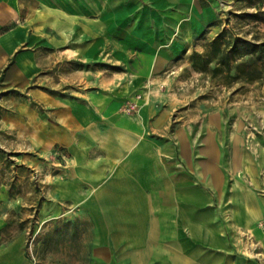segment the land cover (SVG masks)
<instances>
[{
	"label": "crops",
	"instance_id": "crops-1",
	"mask_svg": "<svg viewBox=\"0 0 264 264\" xmlns=\"http://www.w3.org/2000/svg\"><path fill=\"white\" fill-rule=\"evenodd\" d=\"M214 1L107 0L90 45L121 70L44 79L48 89L0 14V77L27 94L0 122L32 151L29 163L53 155L44 218L73 222L91 264H264V149H244L225 118L178 114L158 96L162 74L216 27ZM135 94L137 110L125 112ZM0 264H30L20 239L0 245Z\"/></svg>",
	"mask_w": 264,
	"mask_h": 264
},
{
	"label": "rangeland",
	"instance_id": "rangeland-1",
	"mask_svg": "<svg viewBox=\"0 0 264 264\" xmlns=\"http://www.w3.org/2000/svg\"><path fill=\"white\" fill-rule=\"evenodd\" d=\"M2 1V20L9 21L1 30L10 25L18 26L23 37L19 56L34 54L39 71L34 79L39 87L48 89L43 84L44 79L59 82L60 76L75 71L92 76L94 72L121 70V63L94 60V45H90L94 44V17L106 15L98 13L97 8L107 0ZM228 1L230 4L226 7L224 0L214 1L220 12L216 27L198 38L188 57L172 64L168 72L162 74L167 81L160 84L158 96L178 102V114L185 110L194 115L210 113L212 117L225 118L227 133L238 134L243 148L255 152L264 149V78L226 83L222 78L224 72H212L218 66V54L205 56L199 63L203 67L201 70L194 68L190 60L192 52L206 54L205 45L222 33L220 50L235 42L238 46V54L230 63L231 73H234L233 67L246 59L247 44L264 42V0ZM53 19L68 27L63 30L68 41L59 44V32L48 26ZM175 70L179 72L173 78L170 71ZM26 95V88L9 87L4 83V76L0 77V118L14 111L15 102ZM138 95L126 104L139 100L141 96L137 98ZM26 145L16 142L0 122V245L20 239L30 264H91V255L81 252L84 246L78 243L73 222L44 218L43 207L47 200L44 180L52 166L53 155L37 158L33 165L28 162L32 151Z\"/></svg>",
	"mask_w": 264,
	"mask_h": 264
},
{
	"label": "trees",
	"instance_id": "trees-1",
	"mask_svg": "<svg viewBox=\"0 0 264 264\" xmlns=\"http://www.w3.org/2000/svg\"><path fill=\"white\" fill-rule=\"evenodd\" d=\"M223 38V34L220 33L213 40H211L205 46L208 48L206 54L198 52H192L190 54V60L194 68L203 69L200 61L204 60L205 56L213 53L219 55L218 66L213 68L214 73L224 72L222 78L227 82L242 79L247 82L255 81L264 78V42L261 43H249V51L245 53L246 59L236 64L233 69L234 73H231V62L238 54L237 43H233L229 48L220 50V41ZM197 60L199 62H197Z\"/></svg>",
	"mask_w": 264,
	"mask_h": 264
},
{
	"label": "built area",
	"instance_id": "built-area-1",
	"mask_svg": "<svg viewBox=\"0 0 264 264\" xmlns=\"http://www.w3.org/2000/svg\"><path fill=\"white\" fill-rule=\"evenodd\" d=\"M137 98H140V95H138ZM135 110H137V104L135 102H129L127 106L124 108L125 112H131Z\"/></svg>",
	"mask_w": 264,
	"mask_h": 264
},
{
	"label": "bare ground",
	"instance_id": "bare-ground-1",
	"mask_svg": "<svg viewBox=\"0 0 264 264\" xmlns=\"http://www.w3.org/2000/svg\"><path fill=\"white\" fill-rule=\"evenodd\" d=\"M227 6H228V3H227Z\"/></svg>",
	"mask_w": 264,
	"mask_h": 264
}]
</instances>
